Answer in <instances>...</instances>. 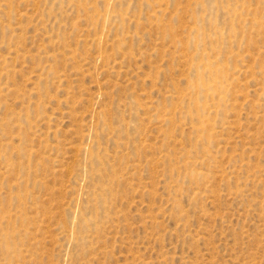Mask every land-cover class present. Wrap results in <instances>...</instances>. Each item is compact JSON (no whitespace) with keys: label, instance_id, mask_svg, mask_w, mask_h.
<instances>
[{"label":"rangeland","instance_id":"374dc122","mask_svg":"<svg viewBox=\"0 0 264 264\" xmlns=\"http://www.w3.org/2000/svg\"><path fill=\"white\" fill-rule=\"evenodd\" d=\"M0 264H264V0H0Z\"/></svg>","mask_w":264,"mask_h":264}]
</instances>
